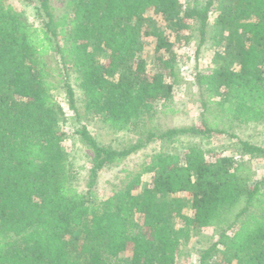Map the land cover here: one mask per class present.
Here are the masks:
<instances>
[{"label":"trees","instance_id":"16d2710c","mask_svg":"<svg viewBox=\"0 0 264 264\" xmlns=\"http://www.w3.org/2000/svg\"><path fill=\"white\" fill-rule=\"evenodd\" d=\"M24 1L39 26L0 0V264H175L193 229L219 224L200 264L213 252L215 264H264V176L253 179L247 163L264 157L255 144L238 139L247 161L198 145L157 151L119 191L99 203L93 197L104 167L151 141L264 123V0H65L59 14L51 0ZM149 11L175 33L197 23L200 43L215 15L212 68L195 76L199 124L149 127L122 149L100 145L81 125L76 133L90 153L81 193L71 184L65 112L53 92L60 88L79 116L73 69L84 112L116 131L137 132L157 109H170L180 58L175 41L150 26ZM147 36L155 39L152 68L143 55Z\"/></svg>","mask_w":264,"mask_h":264},{"label":"rangeland","instance_id":"374dc122","mask_svg":"<svg viewBox=\"0 0 264 264\" xmlns=\"http://www.w3.org/2000/svg\"><path fill=\"white\" fill-rule=\"evenodd\" d=\"M3 1L15 10L23 12L34 25H40V21L35 16L34 7L29 2L24 0ZM214 1L216 2V0ZM183 2L186 4L190 3L191 0H183ZM51 6L56 14L62 13L65 11V0H51ZM146 17L152 20L150 26L164 30L169 38L175 41L174 49L180 58L170 109H157L151 120L141 125L137 132L116 131L98 116L84 112L83 93L79 88L76 79L77 74L73 69L68 72V80L74 91L75 106L79 116L76 117L69 109L67 100L60 88L53 92L57 102L65 112L66 121L62 126L65 138L62 142V148L71 164V184L81 193L87 190L88 170L90 168V153L76 133L81 125L87 127L89 133L100 145L122 149L135 143L141 137L140 132L149 127L161 131L168 128H186L199 124L201 108L195 76L198 73H208L212 68L211 59L214 50L212 46V36L214 34L212 26L215 15L212 12L209 15L206 35L202 43H200L198 24L195 22L192 23L189 30L175 33V30L167 26L159 15L149 11L146 13ZM143 40L145 44L143 55L146 58L147 66L152 68L151 56L155 39L152 36H147ZM238 139L264 148V123L233 124L228 134L213 135L212 137L204 138L199 135L185 134L177 137L174 141H151L145 147L134 151L119 162L107 165L98 173L93 187L94 200L96 203L104 201L119 191L130 178L136 174H141L144 165L147 164L151 155L157 151L180 153L188 146L198 145L203 148H213L216 152H221L238 160L247 161L245 156H239L238 148L240 144ZM247 163L251 169L253 179L264 176V157L254 158ZM148 181L149 176L142 174V182L145 184ZM185 196L183 193L173 194L168 196V200L174 197L184 198ZM184 212L190 213L187 207ZM179 225L180 221L175 219L174 226L177 228ZM221 228H224L223 224L193 229L189 234V239L181 244L175 264H200L202 252L218 239ZM127 255H129V252H125L122 256ZM217 259V254L213 252L205 264H215Z\"/></svg>","mask_w":264,"mask_h":264}]
</instances>
